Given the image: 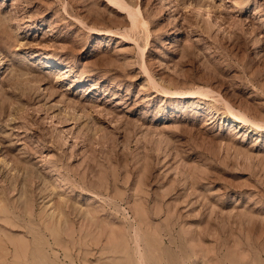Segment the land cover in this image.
Listing matches in <instances>:
<instances>
[{"label":"rangeland","instance_id":"rangeland-1","mask_svg":"<svg viewBox=\"0 0 264 264\" xmlns=\"http://www.w3.org/2000/svg\"><path fill=\"white\" fill-rule=\"evenodd\" d=\"M121 1L0 0V264H264V0Z\"/></svg>","mask_w":264,"mask_h":264},{"label":"bare ground","instance_id":"bare-ground-1","mask_svg":"<svg viewBox=\"0 0 264 264\" xmlns=\"http://www.w3.org/2000/svg\"><path fill=\"white\" fill-rule=\"evenodd\" d=\"M108 1H109L110 4H112L113 6H115L116 8H118V9H120L122 11H126L127 10L128 14H129V17H130V20L132 22L133 27L137 26V24L142 25L141 24V20L137 19L136 13L133 12V10L130 9V7H128L127 4H125L123 1H121V0H108ZM243 120H245L244 117H243ZM239 123H240V121H239ZM249 123H251V122H249Z\"/></svg>","mask_w":264,"mask_h":264}]
</instances>
